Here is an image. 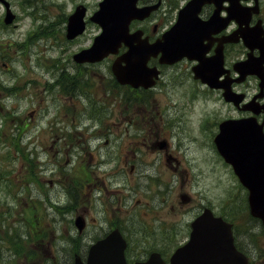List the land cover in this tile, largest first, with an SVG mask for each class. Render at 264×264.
Returning <instances> with one entry per match:
<instances>
[{
	"label": "flooded vegetation",
	"instance_id": "1",
	"mask_svg": "<svg viewBox=\"0 0 264 264\" xmlns=\"http://www.w3.org/2000/svg\"><path fill=\"white\" fill-rule=\"evenodd\" d=\"M191 1L137 0L136 8L147 10L141 19L130 21L129 32L140 31L141 39L154 42ZM186 22L205 23L199 48L190 55L210 61L212 69L195 59L166 65L151 57L147 66L157 72L153 85L134 88L120 84L114 74L116 68L122 73L128 69L122 60L127 49L122 46L98 63H76L73 54L59 58L45 71L48 80L28 83L23 89L25 98L54 101L53 108L40 113L45 128L32 123L37 109L23 120V133L31 131L23 134V185L28 196L23 230L45 233L44 256L50 263L73 264L74 255L84 262L90 246L116 230L125 242L126 264L144 263L152 254L169 264L204 209L218 216L217 205L213 207L196 188L201 173L195 174L191 158L180 154L190 151V144L198 146L206 153L208 172L215 174L218 155L213 138L222 121L255 117L264 133V114L240 110L254 102L264 105V88L259 94L256 75L258 69L264 79V0H207L188 9L183 25ZM218 49L223 57L218 80L229 82L242 100L239 107L223 103L221 90L210 89L194 76V68L204 70V78L206 70L218 72L212 60ZM31 85L39 87L31 91ZM197 96L226 106L219 117L218 110L203 109L195 130L200 133L198 141L189 124ZM32 199L43 201L48 210L38 221L29 213ZM215 201L218 204V197ZM77 218L81 231L75 225ZM67 245L69 257L59 252Z\"/></svg>",
	"mask_w": 264,
	"mask_h": 264
},
{
	"label": "rangeland",
	"instance_id": "2",
	"mask_svg": "<svg viewBox=\"0 0 264 264\" xmlns=\"http://www.w3.org/2000/svg\"><path fill=\"white\" fill-rule=\"evenodd\" d=\"M10 4L12 12L15 14V26H9L7 29L0 28V173L4 177H8L9 182L5 181L6 185L0 186V208L5 210L11 208L15 210L13 219H10V223L19 229L11 232H0V258H7L9 251H15L18 247H14L9 244V241L16 236H20L23 233L19 232L22 229L23 214H21L24 207L28 202V196L24 188V170L25 164L21 158V154L16 149L10 146V140L17 139L20 142V148L24 152L23 148V134L31 131L24 130V133L15 131L12 129L13 125L23 127V120L28 117L30 110L37 109L38 114L32 123H35L40 128H45L46 121L40 120V113H46L49 108L54 107V101L39 100L33 97L25 98L23 89H28V83H36L45 79L46 75L42 66H53L58 62L59 58L67 59L72 53L89 44L92 38L98 33V27L94 24H89L87 33L85 36L79 38L77 42L69 44L65 41L61 35L62 24L59 23L60 19L66 17L76 2L85 3L88 12L91 13L97 9V4L100 0H7ZM3 8L0 6V19L3 17ZM88 13V14H89ZM52 23L53 25H48ZM39 27V28H38ZM47 27V28H45ZM38 28V29H37ZM42 28L45 30L42 31ZM37 29V31H35ZM55 32L54 37L50 35L43 36L45 32L49 34ZM30 32V34L26 35ZM42 32V33H41ZM51 34V35H52ZM27 39L23 43L24 39ZM20 45V47L18 45ZM63 49L65 51L63 52ZM8 67H6L5 65ZM9 64V65H8ZM15 87L16 91L11 95L5 92V89ZM39 85H31L30 90L34 91ZM24 90V91H25ZM5 93V94H4ZM28 97V96H27ZM176 98V97H175ZM197 100L192 105V111L190 114L189 124L193 131V135H196L197 141L199 140V131H195L200 115L205 112L216 109L218 110V102L212 104L211 101L206 102L200 96H197ZM6 113L12 114L15 119L13 122L10 119L4 121L2 117ZM224 114V110L221 111ZM186 153H181L184 157L191 158L192 170L195 174L201 173L200 185L196 188H200L208 201L212 203L213 207L217 205V211L222 212L229 217L237 218L239 231L243 230L241 223L247 221L244 210V196L245 190H241V186L236 179L233 178V174L230 169L226 168L223 163L218 162V168L216 173L210 174L208 172V161L205 159V152L198 146ZM9 152V156H8ZM218 178V184L216 179ZM31 194H34V187H31ZM218 197V204L215 199ZM37 201V199H32ZM43 202V201H42ZM45 214L48 210L41 208ZM13 220V222H12ZM249 232L246 236L245 245L243 247L253 252L255 257L254 264H264V235L260 233H253L257 231V224L255 222H249ZM35 236L34 245L26 244L23 249L32 252L33 262L27 259L15 258L14 262H6L1 264H38V262L44 256V247L46 246V238L40 236L38 231L29 234ZM43 239V240H42ZM64 249L59 250L60 254L66 257L71 256V250L68 247L63 246ZM48 249V248H46ZM52 254L58 256V251L51 249ZM41 261L39 264H44ZM45 264H53L46 261Z\"/></svg>",
	"mask_w": 264,
	"mask_h": 264
},
{
	"label": "water",
	"instance_id": "3",
	"mask_svg": "<svg viewBox=\"0 0 264 264\" xmlns=\"http://www.w3.org/2000/svg\"><path fill=\"white\" fill-rule=\"evenodd\" d=\"M134 1L103 0L99 3V9L90 20L97 23L102 31L94 38L89 48L74 55L76 62L99 61L108 53L115 51L121 42L128 46V56L136 60L130 62L134 65V70L130 69L129 74L141 75L146 72L149 76L153 75V72L143 66L149 56H156L158 53H160V63L170 64L182 57L201 61L200 57L188 54L190 46L196 43V40L194 36L192 39L183 36L187 30H180L181 21L168 30L161 41L148 44L144 40L138 45H130L131 37L126 34L129 20L136 17L133 14ZM0 3L5 8L3 21L5 24H10L14 14L10 11L8 2L0 0ZM83 16L84 8L78 7L68 17L67 39H73L82 33ZM198 31L195 29L194 33ZM218 66H221L220 53H218ZM204 81L210 87L217 86L212 84V80ZM125 82L133 86L141 84L147 87L149 85V79L145 81L139 78H127ZM218 87L224 88L219 84ZM223 96L226 100L232 101L231 94L226 89ZM236 123L238 122L221 123L215 143L219 154L232 165L239 181L248 190L247 201L250 215L258 218L264 226V146L259 132L253 131L252 125L244 126L236 125ZM211 217L210 213L206 212L193 223L189 242L175 251L170 259L171 264H248L247 258L233 245L231 226L220 218L212 219ZM76 226L81 230L82 225L77 221ZM123 249V240L116 232H113L90 248L85 264H124ZM152 258L153 256L146 264H155ZM75 264L82 263L77 260Z\"/></svg>",
	"mask_w": 264,
	"mask_h": 264
},
{
	"label": "trees",
	"instance_id": "4",
	"mask_svg": "<svg viewBox=\"0 0 264 264\" xmlns=\"http://www.w3.org/2000/svg\"><path fill=\"white\" fill-rule=\"evenodd\" d=\"M52 32V31H51ZM32 238H34V237H32ZM19 239H22V237L21 236H16L14 239H12V240H10L9 242H12V244H13V246L16 248V247H18V246H21L19 243H20V241H19ZM35 239V238H34ZM18 240V241H17ZM21 249L20 248H17L16 249V251H20Z\"/></svg>",
	"mask_w": 264,
	"mask_h": 264
}]
</instances>
